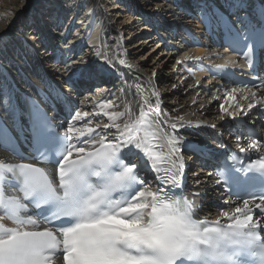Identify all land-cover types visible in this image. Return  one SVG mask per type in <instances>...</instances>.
<instances>
[{"label":"snow or ice","instance_id":"6c2138e0","mask_svg":"<svg viewBox=\"0 0 264 264\" xmlns=\"http://www.w3.org/2000/svg\"><path fill=\"white\" fill-rule=\"evenodd\" d=\"M233 3L236 7H246L244 0H233ZM64 6L73 7L69 0H64ZM260 11L264 16V6ZM218 20L231 27L224 16H219ZM35 35L41 38L40 32ZM261 41L264 46V32ZM64 43L67 44V40ZM248 50L253 52V46L249 45ZM67 56L63 61L64 71L68 73L64 80L67 91L49 85L47 91L38 89L40 100L31 94L22 97L28 108L24 113L26 127L17 123L18 102L14 90H6L5 84L0 82V97H3L0 103L6 112L13 114L16 132L25 142H29L30 137L32 151L38 154L59 151L54 162L58 179L56 172L33 163L0 162V264H264V219H259L264 218V183L259 192H249L240 202L224 200L221 209L230 210H219L217 214L230 223L194 218L202 211V205L197 207L195 200L187 197L173 199L162 187L154 190L134 160L143 153L161 186L167 185L169 190L183 189L185 158L182 151L189 149L201 156L207 155L205 149L181 139L178 124L183 117H177V122L170 124L174 137L171 133H160L159 139L165 143L153 145L150 141L156 133L147 129L155 127L159 132L161 113L160 97L154 92L156 108L150 109L151 116L143 108L138 117L127 108L124 112L105 111V108L119 107L114 99L93 104L110 121L102 127L99 124L93 127L91 121L85 119L90 113L78 110L80 101L72 97L77 91L82 96L84 85L93 86L91 82L100 72L116 70L125 65V60L96 52L93 62L74 54L71 48L67 49ZM215 67L223 71L226 66ZM117 74L122 86L131 90L133 96L139 92L138 85L144 86L131 66ZM235 91L231 89L227 93L230 100H235ZM256 96L255 92H250L244 97L250 100L247 109L259 104L264 110V93L261 99ZM87 101L84 97V102ZM57 105L63 106L72 120L64 134L59 131L64 125L57 124L48 111H56ZM237 107L248 115L243 106ZM220 109L233 121L237 119V114L229 112L224 105H220ZM121 117L127 120L117 122ZM80 121L84 123L77 127L76 122ZM188 126L199 128L202 125L193 126L189 122ZM206 127L215 130L217 125ZM217 136L218 143L223 145L221 134ZM84 137L86 139H81ZM13 139L9 128L0 120V142ZM235 139L239 142L242 137L236 135ZM258 146H264L260 140L248 142L249 149L255 150ZM239 152L247 153V149L241 146ZM227 159L217 169L213 181L222 192L231 194L237 188H245L254 178L250 173L258 174L264 182V158L247 167L229 164ZM161 161L162 165L158 163ZM193 175L198 176V173ZM13 177L22 188L10 183ZM202 183L207 181L202 178L194 181L197 188L193 197L204 195L199 191ZM31 204L47 205L45 211H51V215L34 219L27 211ZM54 220L61 221L59 227L48 226Z\"/></svg>","mask_w":264,"mask_h":264},{"label":"bare ground","instance_id":"6f19581e","mask_svg":"<svg viewBox=\"0 0 264 264\" xmlns=\"http://www.w3.org/2000/svg\"><path fill=\"white\" fill-rule=\"evenodd\" d=\"M35 1L36 0H0V82L5 84L6 90H14L15 94L20 90H27L33 84L38 83L42 78L46 79L51 77L52 79L56 74H59L60 77L66 74L63 68L58 69L57 66L53 64L56 56L52 54V50L55 47L54 42L58 44L57 39L59 36L56 26L53 28L51 27L50 30L47 31L45 35L46 40L43 44V48H45L44 51L46 49L47 51L38 55V57H36L35 52L30 48L28 39L25 38L29 34L28 30H30L32 25L30 13H28L29 5ZM38 1L41 2L42 0ZM58 1L61 3L62 1L64 2V0ZM161 1L162 3L164 2V0ZM46 2L51 3V5L46 6L45 9L47 12L49 11L51 15V11L53 10L51 7L54 5L55 0L43 1L39 7L40 12L46 13V11L42 9L46 5ZM152 2L153 0H139V4L135 2L132 7L135 8V6H137L138 8L139 5L143 6L144 9L151 11L152 16H158L160 18L157 19L158 22L164 20L165 10L159 6L161 3L155 5ZM69 3L73 7L65 8L64 12L67 13L66 17H62V15L58 14L55 22H62L63 24H67L68 27L72 26V28L70 31L65 28L59 41L64 42V37L67 35L70 40L68 42L70 43L69 48L73 50L74 54L80 49L83 50L82 56L86 60L95 62V53H104V51L106 52L105 55L113 57L114 59L125 60L124 66H120L116 70L108 69L98 74L95 79L101 80L102 84L99 87L96 97L89 101L86 106H80L79 108V110L82 109L90 113L89 117L92 116L91 125L93 127L98 124L102 127L103 124L110 123L108 117L100 111L99 107L94 108L92 106L93 104L102 103L106 99H114L119 107L105 108V111L109 113L124 112L127 108L131 110L133 116H139L140 100L137 99V96H133L131 90L125 89L122 83L119 84L114 78L115 73L118 71H125L128 66H131L133 73L140 75L143 84L148 85L151 91L159 92L156 86L160 83L161 89L158 94L161 101V110L163 113H168L171 116V118H169L170 124L172 122H177V117H183V121L178 124V130L182 134L181 139L185 142L190 140L194 144L201 145L204 144L205 139L209 138L208 132L189 127V122L194 126L208 120L217 122V128H221L222 120L231 118L221 111L220 105H224L229 112L243 115V112L237 107V105L243 106L242 100H236L230 103L228 96L219 93L213 86L203 83L199 79L192 81L182 69L173 65L176 56L164 50V43L158 41L156 38L146 39L149 33L141 32L144 30L143 27L141 31L139 29H129V33L133 34L134 37L131 39L130 43L124 44L122 40H127L128 37L123 39L121 33L124 27H122L121 24L126 23L128 14L123 16L125 21H120L118 20V11L110 8L111 20L107 24L105 32L102 33L100 40L101 34L99 32H101V27L99 21L102 15L98 13V6H94V0H69ZM163 4L165 5L166 3ZM156 6L159 7L156 8ZM108 7H110V5ZM144 9H141V11H144ZM132 10L133 12H129V15L136 14L134 13L135 9ZM94 15L95 17L97 15V22L92 20ZM37 16L38 13H36L34 18H37ZM187 21H189V19H187ZM114 23H116V25H114ZM204 24V21H196L194 25H190L193 26L191 30L196 36L201 37V42H207L213 45L215 44L216 38L208 36L207 31L205 33V28H203ZM51 30L54 32H51ZM136 33L145 34V36L140 37V39L143 38V42L139 45L136 43L134 47L132 49L130 48L131 50L127 52L129 45L135 40ZM109 35L113 40L108 39ZM32 37L33 35L30 38ZM52 38L53 41H51ZM152 39H156L152 46L153 49L146 53L139 54L138 51L145 45H148L147 42L151 43V41H153ZM106 49H108V51ZM194 52L197 56L202 54V50L200 49H196ZM190 54L189 52L185 54L184 57ZM169 61L171 63L170 71L174 72L173 75L169 78H163L162 75L158 77L156 68L153 67V65L157 63L160 67L166 65V62ZM100 62H102V58ZM199 75L202 76L204 74ZM60 77L58 78L59 80L61 79ZM108 78H110L111 81H109ZM148 81H150V83H148ZM112 93H115L114 97ZM2 99L3 97H0V101H2ZM245 103L247 102H244V104ZM0 106H3V104L0 103ZM87 106H89L88 109ZM141 107H143V104H141ZM243 107L247 108L246 105ZM97 117H101L102 119L98 120ZM126 120L127 117H121L118 118L117 122L123 123ZM170 124L167 125V130L168 133H171L174 137L175 133L170 128ZM231 125L232 123H229L224 126ZM63 130L66 132V126ZM223 130L226 133L230 131L226 128H223ZM207 145L211 147V144L209 145V143H207ZM201 168H203V165H200L199 158H196L195 161L191 162L190 176H193L195 180L202 178L203 180L211 181L212 177H209L208 173ZM194 173H198V176L193 175ZM205 185L206 183H202L199 188H204Z\"/></svg>","mask_w":264,"mask_h":264},{"label":"built area","instance_id":"2783aa9c","mask_svg":"<svg viewBox=\"0 0 264 264\" xmlns=\"http://www.w3.org/2000/svg\"><path fill=\"white\" fill-rule=\"evenodd\" d=\"M94 2H97L98 5L101 8H103L102 13H104L105 21L102 19L101 25H107L109 23V21L111 20V11H110L111 9L118 11V15L121 17H123L125 14H128V18L126 20V23L121 24V26L124 27V29H129L130 26L132 25V21H131L132 18L129 15V12H130V8L134 5V0H94ZM152 3L155 5H157L158 3H161V5H159V6L164 8V10H165L164 13L167 12V6L164 5L163 4L164 2L162 3L161 0H159V1L153 0ZM109 5H110V7H108ZM63 6H64V4H63ZM159 6H156V8H158ZM168 15L170 17H172L173 13L171 11H169ZM122 20H123V18H122ZM124 21H125V19H124ZM128 32H129V30H128ZM127 37H129V36H127Z\"/></svg>","mask_w":264,"mask_h":264},{"label":"rangeland","instance_id":"374dc122","mask_svg":"<svg viewBox=\"0 0 264 264\" xmlns=\"http://www.w3.org/2000/svg\"><path fill=\"white\" fill-rule=\"evenodd\" d=\"M43 1H45V0H42L41 2L40 1H38V0H36L35 2H37V3H43ZM156 1V0H155ZM159 1V0H158ZM35 2L34 3H32V4H30L29 5V12L28 13H30V11H32V5L33 4H35ZM161 5V4H160ZM140 10L143 8V6H139L138 7ZM35 9H39V7L38 6H36L35 7ZM65 9V8H64ZM27 13V14H28ZM137 14V13H136ZM124 16H126V14L124 15ZM122 18L123 17H121V16H118V20H122ZM124 20V19H123ZM122 20V21H123ZM164 20H162V21H159V22H163ZM114 25H116V23H114ZM144 28V26H138V28H137V30L139 29L140 31H141V28ZM129 29H131V28H129ZM129 29H124L123 30V38H126L127 37V35L129 34V32H128V30ZM50 30V29H49ZM54 32V31H53ZM141 32H143V31H141ZM121 33V34H122ZM148 33V32H147ZM137 34V33H136ZM142 36H145V34L144 33H138L137 34V41H136V37H135V42L133 41V44L135 45L136 43L139 45V44H141L142 42H143V40L142 39H140V37H142ZM138 37H139V39H138ZM153 40V39H152ZM156 40V39H155ZM155 40H153V41H151V43H148L147 42V44L148 45H145L144 47H142L138 52H139V54H142V53H146L147 51H151V49H153V45H154V41ZM107 51H108V49H106ZM104 54H106V52L104 51ZM148 57V56H147ZM167 64L166 65H162V66H158L159 64H157V63H153L152 65H153V67H155L156 68V71H157V75H158V77L160 76V75H162V77H164V78H169V77H171L172 75H173V73L174 72H172V71H170V67H171V63H170V61L169 62H166ZM60 76H59V74H56V76H54V77H52V79L53 78H59ZM113 81H114V79H113ZM160 84V83H159ZM159 84H157V87H159ZM163 98V97H162ZM164 110V109H163Z\"/></svg>","mask_w":264,"mask_h":264}]
</instances>
